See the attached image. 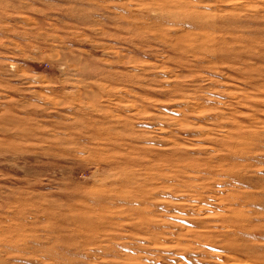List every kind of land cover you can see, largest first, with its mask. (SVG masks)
<instances>
[{"label": "rangeland", "instance_id": "1", "mask_svg": "<svg viewBox=\"0 0 264 264\" xmlns=\"http://www.w3.org/2000/svg\"><path fill=\"white\" fill-rule=\"evenodd\" d=\"M0 264H264V0H0Z\"/></svg>", "mask_w": 264, "mask_h": 264}]
</instances>
